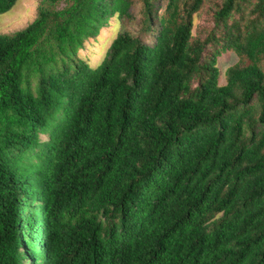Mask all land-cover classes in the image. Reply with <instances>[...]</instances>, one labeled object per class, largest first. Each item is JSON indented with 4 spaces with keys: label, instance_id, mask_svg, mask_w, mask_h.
<instances>
[{
    "label": "trees",
    "instance_id": "16d2710c",
    "mask_svg": "<svg viewBox=\"0 0 264 264\" xmlns=\"http://www.w3.org/2000/svg\"><path fill=\"white\" fill-rule=\"evenodd\" d=\"M131 6L40 0L0 34V264H264V0H142L154 44L91 68Z\"/></svg>",
    "mask_w": 264,
    "mask_h": 264
},
{
    "label": "rangeland",
    "instance_id": "374dc122",
    "mask_svg": "<svg viewBox=\"0 0 264 264\" xmlns=\"http://www.w3.org/2000/svg\"><path fill=\"white\" fill-rule=\"evenodd\" d=\"M132 6L129 10L131 18L113 17L109 24L100 30L96 38H90L79 50V57L86 60L91 68H96L104 59L112 40L120 32L127 31L138 36L144 43L153 45L155 42L154 32H145L142 29V0H131ZM40 0H18L16 5L8 12L0 13V34L12 33L26 27L37 14V7ZM64 4L60 3V7ZM207 3L200 13L194 16L193 32L196 34L203 26H211L210 12L207 10ZM238 56L232 51L223 52L218 57V68L220 71L219 82L225 83L226 71L229 66L238 61ZM47 140L46 135L41 136Z\"/></svg>",
    "mask_w": 264,
    "mask_h": 264
}]
</instances>
